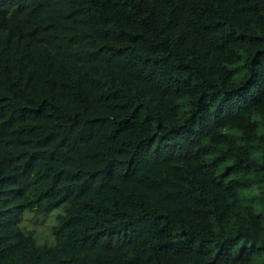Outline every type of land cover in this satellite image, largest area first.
<instances>
[{
  "label": "trees",
  "instance_id": "16d2710c",
  "mask_svg": "<svg viewBox=\"0 0 264 264\" xmlns=\"http://www.w3.org/2000/svg\"><path fill=\"white\" fill-rule=\"evenodd\" d=\"M0 264H264V0H0Z\"/></svg>",
  "mask_w": 264,
  "mask_h": 264
},
{
  "label": "rangeland",
  "instance_id": "374dc122",
  "mask_svg": "<svg viewBox=\"0 0 264 264\" xmlns=\"http://www.w3.org/2000/svg\"><path fill=\"white\" fill-rule=\"evenodd\" d=\"M63 211V206H50L43 211L25 210L20 224L32 230L40 242H52V226L56 222L58 213Z\"/></svg>",
  "mask_w": 264,
  "mask_h": 264
}]
</instances>
